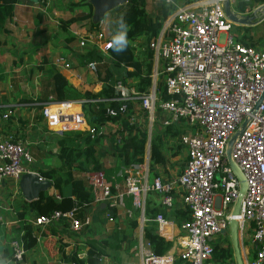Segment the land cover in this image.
I'll return each mask as SVG.
<instances>
[{
	"label": "built area",
	"instance_id": "obj_1",
	"mask_svg": "<svg viewBox=\"0 0 264 264\" xmlns=\"http://www.w3.org/2000/svg\"><path fill=\"white\" fill-rule=\"evenodd\" d=\"M223 1L179 2L163 19L158 33L148 41L153 61L147 89L140 91L128 85L133 81L131 78L126 82L117 79L113 87L121 92L118 95L50 99L41 105V115L48 127L60 134L70 129L82 130L91 137L110 132L114 142L121 143L129 134L122 125L123 119L146 130L143 160L122 165L123 194L134 197L140 206V200L148 193H158L162 206L171 209L175 194L180 193L189 217L180 222L179 237L166 239L163 234L167 221L158 214L155 221L159 235L170 240L171 247L164 254L155 255L150 243L141 240L138 245L140 264H175L179 259L183 264H212V241L222 229L228 228L232 217L237 221L239 240H249V249L254 254L252 261L245 264H264V30L259 41L238 39L231 30L237 23L226 15ZM236 1L230 0L232 10H236L232 7ZM263 4H251L245 11H236L250 13ZM262 21L264 11L255 23ZM221 33L224 34L222 40ZM106 41L100 27L98 31L86 32L78 43L80 46L95 43L105 50ZM55 63L70 68V62L62 57L55 58ZM99 64L101 66L99 60L90 59L87 67L96 75ZM158 82H164L170 94L168 98L162 96ZM136 99L141 106L138 104L132 111L127 102ZM83 101L94 103L95 108L98 107L95 102L105 101V119L101 124L88 121ZM111 101H118V105H111ZM7 116L5 112L3 117ZM156 122L162 129L170 126L179 130L177 138L186 158L175 178H166L164 174L150 177V143ZM243 122L245 126L230 151L247 183L238 213L234 215L239 181L227 161L226 146ZM136 131L133 129L132 133ZM31 144L32 141L12 134L0 138V183L8 178L18 181L22 174L36 172L30 166ZM79 176L87 181L91 203L114 207L122 199L123 194L114 191V185L103 170H84ZM55 196L59 198L57 193ZM77 207L38 215L29 223L45 227L65 220L73 231L79 232L90 220L75 218ZM107 217L112 221L110 213ZM10 247L12 257L21 260L25 252L21 240L13 239Z\"/></svg>",
	"mask_w": 264,
	"mask_h": 264
},
{
	"label": "crops",
	"instance_id": "obj_2",
	"mask_svg": "<svg viewBox=\"0 0 264 264\" xmlns=\"http://www.w3.org/2000/svg\"><path fill=\"white\" fill-rule=\"evenodd\" d=\"M77 1L79 0H45V2L17 0L14 3L12 18H7L5 29L0 30V138L12 134L26 141H32L30 151L33 161L30 166L32 171L39 174L40 171L60 166L62 162L58 153L60 148L58 139L61 134L48 127L41 115L42 102L37 100L40 96L39 82L41 78H47L46 70L60 71L68 83L81 93L88 91L98 93L103 86V81L88 69V60L83 57L88 47L93 44L80 46L78 43L81 36L92 31L88 26L90 20L94 21V6L90 0H87L92 5L91 11L86 3L75 5ZM144 1L146 12L151 16L156 15L159 2L162 0ZM244 1L249 3L248 7L251 4L258 5L264 2ZM179 2L181 0L177 1ZM236 2L232 4L234 9ZM72 16L74 19L68 25L62 23ZM104 18L103 15L100 20L105 21ZM111 19L113 21L115 17L112 15ZM234 26L237 38L244 33V26H250L248 34H252L253 40L259 41L264 30V21L252 24L237 23ZM109 44L110 41L104 42L107 47ZM102 51L105 53L106 49ZM58 57L70 62V68L66 69L62 64L55 63V58ZM42 59L46 60L43 69L36 70L35 66ZM104 60V64L109 66L114 76L124 72V68L114 65L110 58ZM100 63L103 64V61ZM104 74L105 71L101 76ZM5 112L8 114L7 118L3 117ZM115 143L110 132L101 135L97 145L100 155L98 159L102 165L101 170L114 185V191L123 194L122 164L113 153ZM172 148L174 151L175 146L173 145ZM43 158H46V162ZM166 165L162 168H166ZM159 166L161 165H155L153 175L164 174L158 170ZM78 173L80 174L81 171ZM78 173L71 170L67 171L66 175L74 177L79 175ZM61 192L64 196H70L71 188L67 192L62 189ZM180 195V193L175 194L173 208H179L182 204ZM140 201L141 205L138 206L134 197L123 194L122 199L114 207L106 203L91 202L77 207L74 217L90 220V224L79 232L73 231L65 220H59L45 227L31 224L36 244L26 250L22 259L18 261L12 257L10 242L13 239L21 240L24 221L29 222L36 215L30 208H26L29 201L21 194L18 181L5 179L0 183V264H76L74 261H65L66 257L75 255V259H85L91 249L97 250L95 246L99 247L96 256L93 257L95 264H140L138 245L141 240H145V228L149 225L160 234L158 223L155 221L158 214L167 221L165 235L163 234L166 239H176L181 234L179 229L181 221L176 222L171 214L174 209H166L162 206L160 194L148 193ZM151 210H155L154 214L148 213ZM107 213L111 214L112 221H109ZM142 216L144 221L141 220ZM239 247L243 261L245 263L252 261L253 258L249 259L251 256L249 240L244 238L239 240ZM213 262L223 264L220 259L213 258Z\"/></svg>",
	"mask_w": 264,
	"mask_h": 264
},
{
	"label": "trees",
	"instance_id": "obj_3",
	"mask_svg": "<svg viewBox=\"0 0 264 264\" xmlns=\"http://www.w3.org/2000/svg\"><path fill=\"white\" fill-rule=\"evenodd\" d=\"M17 0H0V30L5 29V21L7 18H12L14 14V3ZM43 2L45 0H42ZM178 0L159 2L158 12L156 15L151 16L146 12L144 0H126V2L119 4L111 9L112 15L115 17V31L113 35L107 38L110 43L113 37L119 30V21L121 18L127 23L128 26V46L124 51L117 52L113 48L107 47L105 53L97 46L93 44L88 47V50L84 54L85 60L95 59L103 61V64H99L96 76L103 81V86L98 93L93 92H79L75 87L70 85L66 77L60 72L47 69V78H41L39 82L40 96L37 98L39 102H46L50 99H68V98H81V97H109L118 95L121 92L113 87L114 82L117 79H122L126 82L127 78H131L133 81L128 85H134L138 90L142 91L148 88L151 83V68L153 61V53L148 45L149 39L158 33L162 26L163 19L174 10ZM189 0H181L186 2ZM257 1V0H256ZM264 1V0H260ZM88 4L92 11V5L87 0H79L75 2V5ZM248 4L244 0H238L235 4V8L238 11H245ZM90 11V15H91ZM74 17H70L63 20L62 23L68 25ZM101 25L99 22L90 20L88 28L92 31H98ZM244 33L238 39L246 42L247 40H253L252 34H248L250 26H244ZM136 40L138 42H136ZM110 58L114 65L122 66L124 72L118 76H114L113 71L105 63L104 59ZM45 59H42L37 64L35 69L41 70L44 67ZM113 65V64H112ZM130 67V68H127ZM34 70V69H33ZM32 70V71H33ZM105 71L104 76L101 73ZM127 84V83H126ZM157 85L162 90V96L168 98V94L165 90L164 82H158ZM98 107L93 109L94 103L89 101H83L82 106L84 112L90 123L101 124L105 119V101H97ZM111 105L117 106L118 101H111ZM138 100H129L127 105L132 108V111L137 109ZM42 105V104H41ZM40 105V106H41ZM93 109V111H92ZM118 117V116H115ZM122 125L128 130L129 134L125 136L122 142H116L114 144L113 153L119 159L120 164H129L131 162H140L144 158L145 141L147 138V132L145 129L135 127V124H131L129 121L123 119ZM133 129H137L132 133ZM179 130L177 128H171L168 126L163 129L161 133L153 135L150 143V165L155 168V165L165 166L168 162V156L166 155L164 148L168 140V136H177ZM100 136L91 137L88 133L81 130H66L63 131L61 137L58 139L60 145L59 156L61 159V165L58 167L48 168V170L40 171L42 178L52 181V186L47 191L41 192L39 197L27 203L26 208H30L36 216L49 215L54 210L69 211L75 206H81L83 204L90 203L92 200V194L89 190L87 181L79 175L74 177L67 176V171L74 170L76 173L79 171L88 170H101L102 165L99 162L98 142ZM183 145L177 143V148L172 152L176 154L181 150ZM91 163L92 165H89ZM172 166L175 164L172 162ZM182 165L181 167L182 170ZM79 174V173H78ZM70 185L71 195H62L63 186ZM59 195L56 198L55 192ZM171 214L176 222H180L183 219L189 217V210L184 208L181 204L179 208H172ZM156 210V209H155ZM155 210H151L150 214H154ZM154 216V215H153ZM151 218V217H150ZM23 234L21 236V242L23 249L29 250L36 244V237L33 234V228L28 221H24ZM227 243H218L212 241L213 246V258L225 261L229 259L230 264H235L233 257V248L230 246L231 241L227 236ZM144 239L149 242L151 249L155 255L164 254L170 247L171 242L165 240L159 234L155 232L153 227L147 226L144 230ZM229 239V240H228ZM95 249H91L89 256L85 259H75V255H69L65 261H74L76 264L80 262L82 264H95L93 259L96 256L99 247L95 246ZM63 255L65 253L61 251ZM175 264H183L182 260H176Z\"/></svg>",
	"mask_w": 264,
	"mask_h": 264
},
{
	"label": "water",
	"instance_id": "obj_4",
	"mask_svg": "<svg viewBox=\"0 0 264 264\" xmlns=\"http://www.w3.org/2000/svg\"><path fill=\"white\" fill-rule=\"evenodd\" d=\"M32 1H37V0H32ZM90 1L94 6L93 20L95 22L99 21L103 17L106 11L114 8L119 4L126 2V0H90ZM223 5H224L225 13L228 16V18L235 23H241V24H252L253 22H256V18H258L260 13L264 11V4L256 7L250 13H239L236 10H232L230 0H224ZM244 126H245V122H243L240 128H238L236 132L231 136L226 146L227 161L231 167L233 174L237 177L239 181V197L235 202L234 210L232 213L234 215L238 213L242 195L246 190L247 183L238 164L231 158L230 151L236 136L241 133ZM51 186H52V181L45 178H41L39 174L36 172L24 173L21 175V177L18 180L19 190L23 195V197L25 198V200L29 202L37 199L41 192L47 191L49 188H51ZM141 220L143 221V216L141 217ZM220 233L221 234L227 233L230 238L231 246L233 248V257L235 264H245L240 252L236 219L233 217L229 219L228 228L222 229Z\"/></svg>",
	"mask_w": 264,
	"mask_h": 264
},
{
	"label": "rangeland",
	"instance_id": "obj_5",
	"mask_svg": "<svg viewBox=\"0 0 264 264\" xmlns=\"http://www.w3.org/2000/svg\"><path fill=\"white\" fill-rule=\"evenodd\" d=\"M111 14H112L111 10H108L104 14L105 21H102V25H101V27H102V29H103V31L105 33V37H107V38H109L113 34L114 30L116 29L115 23L111 19V17H112ZM234 28H235V26L233 25L231 30L234 31ZM223 37H224V34L221 33L220 36H219L220 40H222ZM26 38H28V37H26ZM104 62H105V60H104ZM160 67H162V61L160 63ZM139 106H141V105L139 104ZM93 109L95 110V106L94 105H93ZM93 109H92V111H93ZM140 109H142V108L140 107ZM158 118H159V113L157 115V119ZM162 131H163L162 127H160L159 124H157V122H156L154 124L152 136L156 135L158 133H161ZM177 143H178L177 136H168V140H167V142L165 144L166 148H164V151H165L166 155L169 157V161H168V163L166 165L167 167L166 168H162L163 165L157 167L158 170H161L164 173V176L166 178H175V177H177L179 175V173L181 172V170H180L181 167L179 165L183 164V161L185 160L184 159L185 158V151H182V150H184L182 147H181V150L178 153L172 154L174 156L171 155V153L173 151L172 146L174 145L176 147ZM43 157H45V156H43ZM43 159H44V162H46V160H45L46 158H43ZM172 162L175 164V166L171 165ZM89 165H91V163ZM182 168H183V165H182ZM152 176H153V174L151 173V175H150L151 179H152ZM62 189L64 190V192H67L70 189V185L63 186ZM160 200H161V195H160ZM227 236H228L227 233L226 234H218V235H216L214 237L213 241L214 242H218V243H222V244L227 243V242H229V241H227V238H228ZM240 245L242 246V244H240ZM230 246H231V244H230ZM250 254H251V256L249 257V259L251 260L253 258L252 251H250ZM211 263L214 264L213 261ZM223 263L224 264H230L229 263V259H226L225 261H223Z\"/></svg>",
	"mask_w": 264,
	"mask_h": 264
},
{
	"label": "clouds",
	"instance_id": "obj_6",
	"mask_svg": "<svg viewBox=\"0 0 264 264\" xmlns=\"http://www.w3.org/2000/svg\"><path fill=\"white\" fill-rule=\"evenodd\" d=\"M99 22V21H98ZM119 30L117 34L113 37L112 42L108 45V47L113 48L117 52L124 51L128 46V26L127 23L123 20V18L119 21Z\"/></svg>",
	"mask_w": 264,
	"mask_h": 264
},
{
	"label": "bare ground",
	"instance_id": "obj_7",
	"mask_svg": "<svg viewBox=\"0 0 264 264\" xmlns=\"http://www.w3.org/2000/svg\"><path fill=\"white\" fill-rule=\"evenodd\" d=\"M103 45H104V43H103ZM77 107H79V105L77 104Z\"/></svg>",
	"mask_w": 264,
	"mask_h": 264
}]
</instances>
